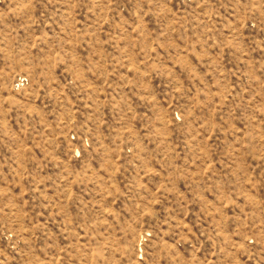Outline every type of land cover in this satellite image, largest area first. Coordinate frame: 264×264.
<instances>
[{
    "label": "rangeland",
    "instance_id": "rangeland-1",
    "mask_svg": "<svg viewBox=\"0 0 264 264\" xmlns=\"http://www.w3.org/2000/svg\"><path fill=\"white\" fill-rule=\"evenodd\" d=\"M0 264H264V0H0Z\"/></svg>",
    "mask_w": 264,
    "mask_h": 264
}]
</instances>
